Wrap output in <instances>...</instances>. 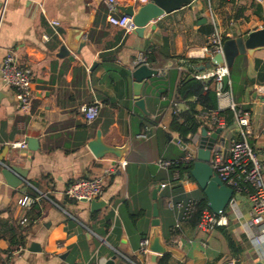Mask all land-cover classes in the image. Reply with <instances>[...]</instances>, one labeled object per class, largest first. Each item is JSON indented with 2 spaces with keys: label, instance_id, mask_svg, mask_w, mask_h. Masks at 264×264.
<instances>
[{
  "label": "crops",
  "instance_id": "1",
  "mask_svg": "<svg viewBox=\"0 0 264 264\" xmlns=\"http://www.w3.org/2000/svg\"><path fill=\"white\" fill-rule=\"evenodd\" d=\"M117 1L122 15L121 7L133 6L136 12L150 0ZM54 21L58 25L53 26ZM215 28L227 38H246L250 32L264 28V0H192L190 5L151 22L142 37L135 32L125 35L109 24L103 0H0V92L8 93L0 96V155L4 156L0 164V264L6 260L14 264H105L115 254L116 264H136L134 260L157 264L160 256L153 261L150 252L141 250L136 230L141 218L134 223L130 215L150 213V236L152 193L162 184L158 178L167 173L157 167V162L178 160L185 152L195 150L169 139L180 140L177 133H171L168 139L164 136L172 118L167 103L175 96L186 71L181 58H209L203 48ZM72 30L84 32L82 48L73 47L68 55H61ZM146 51L153 57L147 66L158 70V76L142 88L144 114L135 106L131 73L137 68L135 60ZM107 53L109 63L104 65L102 55ZM8 55L32 70L34 93L29 112L20 109L14 87L3 81L1 69ZM233 76L231 98L218 99V110L206 119L215 115L222 118L220 113L231 110L232 100L247 114L251 131L248 141L264 158V94L257 91L264 86V49L253 56H240ZM159 79L163 84L157 87ZM96 102L101 109L89 124L81 109ZM146 118L158 124L152 126ZM244 130L234 115L232 124L224 127L221 144L228 147L241 140ZM98 131L104 144L121 149L120 158L108 154L98 159L93 155L88 143ZM28 138L37 140L36 150L28 144L26 148L13 146ZM123 161L127 165L121 169ZM3 165L19 169L26 176L24 185L10 187L2 175ZM114 168L115 173L105 179L99 200L106 202L105 208L92 213L90 202L66 196L73 182L105 176ZM28 188L39 196L33 199L39 205L35 216H25L30 208L17 203L28 194ZM183 188L192 193L198 187L190 180ZM225 215L228 226L211 233L182 222L179 235L171 239L176 253L169 264H226L233 257L240 264H264V244L253 241L249 227L247 195H237L235 210L229 208ZM24 218L29 220L26 246L10 252L7 231ZM162 224L161 220L165 243ZM32 244L38 245L36 251L29 250Z\"/></svg>",
  "mask_w": 264,
  "mask_h": 264
},
{
  "label": "built area",
  "instance_id": "2",
  "mask_svg": "<svg viewBox=\"0 0 264 264\" xmlns=\"http://www.w3.org/2000/svg\"><path fill=\"white\" fill-rule=\"evenodd\" d=\"M107 10V21L109 24L116 26L124 31L125 35L132 34L136 30V26L133 19L129 16H123L119 14V6L117 0H103ZM258 3H262L263 0H256ZM53 26L58 25L57 22L51 23ZM227 34L220 32L217 28L213 31L208 38L207 44L204 46L203 51L210 56L214 57L216 54L222 53L223 42L227 38ZM47 38V37H46ZM142 65H148L147 58L144 54H141L134 62V66L139 67ZM183 70V66L180 67ZM2 78L6 85L14 87L16 91V98L20 109L23 112H29L32 106L33 99V73L30 68L21 67L15 58L8 55L3 62L1 69ZM230 75V70L227 66H216L212 69L197 73L193 75L197 80L205 83L212 82L211 88L216 92L219 100L226 97L231 98V91L227 88L231 87V81L227 85L224 84V78ZM208 88V87H207ZM257 91L264 94V86H259ZM229 108L234 112L235 118L240 128H245L242 131V139L234 141L230 146L225 147L219 142L215 145L212 157L210 160V166L213 171L220 177V179L230 188L234 190V197L229 203L227 209L231 208L235 210L236 196L246 192L247 199L251 207V222L249 227L253 232V241L257 245L264 244V158L258 156L253 147L248 141V137L251 134L250 120L246 113L238 109L235 103L230 100ZM101 105L96 102L93 105H84L81 109L84 119L87 123L94 122L100 112ZM178 108L175 112H178ZM213 119L218 123V127H225L224 120L215 115ZM145 137V136H140ZM196 140V141H195ZM199 138H195L190 146L195 149L194 152H189L184 157L178 159L181 162H194L196 159V148L198 146ZM27 140L13 143L14 147L26 148ZM174 164L173 160H159L157 167L160 170L166 171ZM127 163L125 161L120 163V168L124 169ZM116 169H109L106 171V175L94 179H80L73 182L66 190V196L70 200L77 202H92L101 199L104 188L105 179L115 173ZM189 179H183L180 181L182 186L189 183ZM243 184L250 187V191L245 189ZM162 189L170 186L169 183H162ZM34 200L24 194L18 200V206L21 208H30ZM168 207L176 212V225L178 228L182 222L187 220L191 213L195 209V202L190 199L187 202L174 203L169 201ZM226 212V211H225ZM223 212L220 215H216L213 212H204L202 221L198 225L197 229L203 233H211L216 228L228 226V217ZM29 223L27 218L22 219L21 224L26 225ZM148 239L142 241L141 250L143 253H148ZM2 264H14L12 260H6ZM226 264H240L238 258H230Z\"/></svg>",
  "mask_w": 264,
  "mask_h": 264
},
{
  "label": "water",
  "instance_id": "3",
  "mask_svg": "<svg viewBox=\"0 0 264 264\" xmlns=\"http://www.w3.org/2000/svg\"><path fill=\"white\" fill-rule=\"evenodd\" d=\"M192 0H150L147 4L141 6L136 12L133 6L121 7L120 12L123 16H129L133 19L136 26L135 34L139 37L144 35L146 27L153 21L160 19L161 17L171 14L190 5ZM84 36V32L81 30H72L69 33L66 45L61 48V55H68L70 49L77 47L82 48L80 41ZM264 49V28L252 31L246 38H228L223 42L222 53L216 54L210 58V61L200 65L196 68L197 72H203L212 69L216 66H227L231 70L240 56H253L255 52ZM134 81V95L137 97L135 106L144 114H147L145 107V100L141 97L142 88L148 80L158 76V70L150 68L147 65L137 67L131 73ZM194 76H190V79ZM230 81V75L224 78V84L227 85ZM6 95L7 92L1 91L0 96ZM205 126V125H204ZM224 132V128L218 127L214 132L208 133V130L203 127L199 134V142L196 148V159L193 163V167L188 176L192 179L196 185L204 191L205 196L208 199L209 209L216 215H220L225 212L229 206L230 201L234 197V190L228 187L220 177L213 171L210 166V160L212 152L216 144H218L222 138L221 135ZM172 139L175 143L186 147L179 139ZM27 143L29 148L36 150L35 144L37 140L34 138H28ZM88 148L93 155L101 159L104 156L111 154L118 158L121 157V149L108 146L102 142L101 132L98 131L96 138L88 143ZM4 163L3 154L0 155V164ZM2 175L6 183L12 188H19L26 182V176L15 167H8L3 165ZM162 185L159 184L152 193V199L154 200L152 206V220L151 227L152 232L148 238V251L151 253L153 261H156L158 256L165 254H174L175 250L166 245L163 242L161 234V219L158 203L156 202L158 194L162 191ZM85 202V201H84ZM106 202L104 201H92L90 203V210L92 213L105 208ZM38 249L37 244H32L29 248L30 251H36ZM118 254H115L105 264H116ZM262 264V263H256Z\"/></svg>",
  "mask_w": 264,
  "mask_h": 264
},
{
  "label": "trees",
  "instance_id": "4",
  "mask_svg": "<svg viewBox=\"0 0 264 264\" xmlns=\"http://www.w3.org/2000/svg\"><path fill=\"white\" fill-rule=\"evenodd\" d=\"M226 39L228 38H225V40ZM150 50H152V48H150ZM109 55V53L102 55V63L104 65H108L109 60L107 59V56ZM145 55L147 58V62L151 64V61L153 60L151 53L146 51ZM181 59H183L186 71L182 72L181 79L177 84L175 90V96L171 98V100H169L167 103V105H170V107L172 108V118L168 126V132H165L164 136L166 137V139H168L171 133H177L180 138V141H182L184 145H190L192 144L194 137L199 134L203 127H205L207 130L212 131H215L218 128V123L214 119H206L207 116L211 115V113L218 110V97L216 95L215 90L211 88L212 82L205 83L200 80H197L195 77L190 79V76L198 73L196 68L200 65L209 62L210 57L205 59ZM234 67L235 64L230 70V74L232 73V86L230 88H227L230 91L232 90L235 82V76H233ZM162 84L163 79H159L156 80L155 86L160 87ZM180 104L184 105L183 109L178 108ZM177 108L179 111L175 112ZM220 114V116H222L225 121V127H229L232 124V118L235 115L234 112L232 110H227L225 112H221ZM146 121L149 122L148 118H146ZM149 124L152 126H156L158 123L156 121H153L149 122ZM185 153L187 154V152ZM173 161L174 164L165 171L167 173L165 175H161V177L158 178L161 183H169L170 186L165 187L162 190L160 197H158L156 200L160 211V217L163 223V238L166 245L170 247H172V237L179 235V230L175 227L176 212H174L168 207V203L170 200H172L174 203H181L187 202L188 200L192 199L195 202L194 211L191 213L190 217L184 221L192 229H197L198 225L202 221L204 212L208 211L212 213L208 206V199L205 196L203 190H201L197 186L198 188L195 192L186 193L182 184L180 183V181L183 179H189L188 176L190 174L194 162L186 163L181 162L179 160ZM33 185L37 187L35 183ZM242 186H244V188L249 191L251 190L248 185L243 184ZM27 191V195L30 196L32 199L35 200L37 197H39L33 189L28 188ZM244 194L247 193L244 192ZM38 211V203L33 202L29 211H27L28 213L26 212L25 216H27V214H33V216H35ZM130 216L132 217L131 219H134V223L136 219L141 218V223L137 225L136 230L139 233V239H141V241L148 239V225L150 223V213L146 215L145 211H142L137 214H131ZM30 221L33 222V220ZM143 224L146 226V229L142 228ZM26 230V225H21L19 221H16L14 222V226H12L7 231L9 234V238H7V240L9 242L10 252H12L15 248L26 246ZM171 258L172 254L170 253L160 256L157 264H169ZM119 260L121 262H125V260L123 259ZM134 263L139 264V262L135 260ZM125 264L127 263L125 262Z\"/></svg>",
  "mask_w": 264,
  "mask_h": 264
},
{
  "label": "rangeland",
  "instance_id": "5",
  "mask_svg": "<svg viewBox=\"0 0 264 264\" xmlns=\"http://www.w3.org/2000/svg\"><path fill=\"white\" fill-rule=\"evenodd\" d=\"M187 154H189V152H187ZM163 175H165V173H162ZM192 181V180H191ZM192 183H194L193 181H192ZM168 188H170V187H168Z\"/></svg>",
  "mask_w": 264,
  "mask_h": 264
}]
</instances>
